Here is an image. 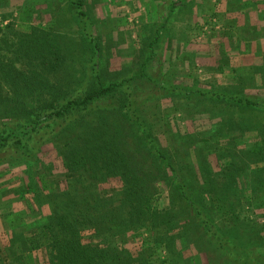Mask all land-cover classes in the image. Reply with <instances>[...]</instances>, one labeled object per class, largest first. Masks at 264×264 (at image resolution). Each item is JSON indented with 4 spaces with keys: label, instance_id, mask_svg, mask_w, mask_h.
I'll list each match as a JSON object with an SVG mask.
<instances>
[{
    "label": "trees",
    "instance_id": "16d2710c",
    "mask_svg": "<svg viewBox=\"0 0 264 264\" xmlns=\"http://www.w3.org/2000/svg\"><path fill=\"white\" fill-rule=\"evenodd\" d=\"M71 2L76 7L78 34L74 48L65 46L51 26L42 32L33 27L34 37L20 38L15 50L13 62L28 57L29 64L40 62L42 71L47 68L53 76L42 71L29 76L15 65L10 64L9 70L6 64L0 65L3 82L31 80L40 88L29 103L31 92L21 88L6 92L0 81V116L8 119L0 122V148L10 150L12 161L34 167L38 154L52 145L66 169V187L56 192L58 201L40 230L42 242L25 250L44 251L49 264H152L147 255L150 248L144 247L151 236L167 238L162 242L165 253L175 254V233L180 236L194 228L197 239L187 236L185 243H194L199 250L198 242L204 237L208 251L217 253L223 264H264V222L258 223L264 219V210L257 211L264 203L256 206L254 202L264 188H253L248 181L252 165L264 168L258 164L264 161V146L231 153L219 150L214 153L218 161L227 158L220 170L201 151L172 154L159 143L143 114L142 104L152 94L143 98L140 85L151 83L167 93L200 94L254 110H264V102L155 78L145 71L149 53L139 72L121 78V68L111 72L109 63L102 60V44L85 1ZM157 28L160 31L162 26ZM152 45L154 41L148 44L153 52ZM72 49L81 56V70L70 62L76 60L69 56ZM236 126L240 128V123ZM35 175L47 195L57 190L44 172ZM113 177L119 179V187L100 190L98 182ZM242 179L246 186L241 185ZM165 198L170 199L168 205ZM240 229L241 239L236 234ZM137 236L143 242L141 255L125 246ZM193 260H200L199 255ZM163 263L171 264V258L166 255Z\"/></svg>",
    "mask_w": 264,
    "mask_h": 264
},
{
    "label": "rangeland",
    "instance_id": "374dc122",
    "mask_svg": "<svg viewBox=\"0 0 264 264\" xmlns=\"http://www.w3.org/2000/svg\"><path fill=\"white\" fill-rule=\"evenodd\" d=\"M84 1L95 36L102 44V60L109 63L111 72L121 68V78L139 72L149 53L151 59L145 71L155 78L189 88L240 93L264 102V0ZM73 8L71 0H0V65L6 64L7 70L10 64L15 65L29 76L41 73L40 62L29 64L28 57L24 62H13L20 38L34 37L33 27L42 32L53 26L60 34L58 39L74 48L78 34ZM157 26H162L160 31ZM159 33L160 40H156ZM151 41L152 49L156 48L153 52L148 46ZM69 56L76 58L70 62L80 69L81 56L74 49ZM45 73L53 76L47 68L42 71ZM0 81L6 92L14 93L18 88L31 92L29 103L40 89L31 80L20 84ZM140 90L143 98L152 94L141 108L159 143L172 154L184 156L201 151L220 170L227 158L218 161L215 154L219 150L231 153L247 146H264V110L218 102L200 94L167 93L151 83L141 84ZM7 120L0 116V122ZM237 123L240 128L234 127ZM9 151L0 148V264H49L44 251L26 250L34 249L43 240L40 230L53 203L58 201L56 192L66 187V169L52 145L38 154L34 167L21 160L12 161ZM258 164L263 166L264 161ZM256 166L252 165L253 170L248 172V181L253 188H264V173L260 174L264 168ZM39 170L58 187L54 193L47 195L41 183L36 182L35 172ZM98 183L102 191L121 184L115 177ZM241 185H247L246 179L241 180ZM257 194L254 202L262 206L264 191ZM169 201L165 198L164 204ZM262 210L264 207L257 208L258 212ZM263 222L258 220L261 225ZM222 228L229 230L226 225ZM241 230L236 231L239 239L243 238ZM175 234V254L165 253L162 242L167 238L151 236L149 243H144L151 250L147 255L150 253L152 264H162L166 255L171 264H223L217 253L208 251L204 237L198 242L202 250L194 243H185L187 236L197 239L194 228L180 236ZM142 244V238L137 236L130 237L125 246L139 255ZM196 255L201 261L193 260Z\"/></svg>",
    "mask_w": 264,
    "mask_h": 264
}]
</instances>
